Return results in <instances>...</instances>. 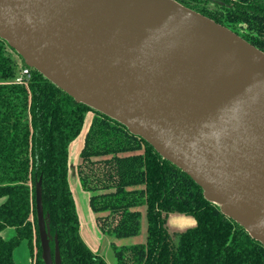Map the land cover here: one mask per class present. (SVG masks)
Returning a JSON list of instances; mask_svg holds the SVG:
<instances>
[{"label":"water","instance_id":"95a60500","mask_svg":"<svg viewBox=\"0 0 264 264\" xmlns=\"http://www.w3.org/2000/svg\"><path fill=\"white\" fill-rule=\"evenodd\" d=\"M264 83V52L176 0H144ZM0 37L76 101L105 113L188 173L264 244V94L189 54L110 0H0ZM45 264H62L37 184Z\"/></svg>","mask_w":264,"mask_h":264},{"label":"trees","instance_id":"16d2710c","mask_svg":"<svg viewBox=\"0 0 264 264\" xmlns=\"http://www.w3.org/2000/svg\"><path fill=\"white\" fill-rule=\"evenodd\" d=\"M176 1L228 28L232 21L245 23L249 34L243 38L264 52V0ZM9 49L0 37V264H16L14 249L23 240H29L35 264H45L36 210L40 181L53 256L57 240L62 264H109L82 236L69 181V146L90 111L77 174L99 228L115 237L137 235L138 207L148 205L147 243L114 246L117 264H264V244L144 138L35 69L27 84L16 83L20 63ZM171 213L197 222L177 244L167 226ZM7 227L14 230L9 239L2 234Z\"/></svg>","mask_w":264,"mask_h":264},{"label":"rangeland","instance_id":"374dc122","mask_svg":"<svg viewBox=\"0 0 264 264\" xmlns=\"http://www.w3.org/2000/svg\"><path fill=\"white\" fill-rule=\"evenodd\" d=\"M228 26L230 29L234 30L238 35L244 38H246L249 34V30L247 29V25L245 23H238L232 21L230 24H228ZM9 51H11V54H13V56L15 57V59L18 60L21 66L22 64L21 57L17 54L16 51L10 49ZM89 115L93 116L94 112H92ZM89 123L90 121L87 115L81 134L73 142H71L69 146V160H70V169H71V175H70L71 181L70 179L69 181L73 188V189L71 188L72 191H75V193L73 192V194L75 195V198H77L79 209L86 223L83 233L85 234V237L88 238L87 239L88 241L86 240L85 241L88 242V244H90L89 246L94 251H97L100 255H102L109 264H117L114 246L122 247V246L141 245L147 243L148 234H149L148 205L147 203H143L138 207V209L141 211L142 217H141V230L137 235H131L126 237H115L109 234H105L99 228L96 221V217L95 219L91 220L90 215L92 210L89 205V199L87 196L88 193L82 189L80 180L79 178H77L78 175L77 166L81 161V156H80L81 149L84 143V136L90 126ZM171 214H176V213H171ZM168 222H169V218H168ZM168 222H167V226L169 233L171 235V239L174 242V244H177V242L179 241L180 233L185 231L187 228L183 230L174 229L170 227ZM2 234L5 238L9 239L14 235V230L10 227H7L2 231ZM35 252H37L36 248H35ZM32 254H33L32 247L29 244V240H23L14 249V259L16 264H31L33 262Z\"/></svg>","mask_w":264,"mask_h":264},{"label":"bare ground","instance_id":"6f19581e","mask_svg":"<svg viewBox=\"0 0 264 264\" xmlns=\"http://www.w3.org/2000/svg\"><path fill=\"white\" fill-rule=\"evenodd\" d=\"M145 26L238 82L264 94V83L209 39L144 0H110Z\"/></svg>","mask_w":264,"mask_h":264},{"label":"crops","instance_id":"0c3cea01","mask_svg":"<svg viewBox=\"0 0 264 264\" xmlns=\"http://www.w3.org/2000/svg\"><path fill=\"white\" fill-rule=\"evenodd\" d=\"M92 112L90 111L87 115H88V117H89V121H90V123H89V125L91 124V121H92V119H93V116H90L89 114H91ZM84 139H85V136H84ZM84 144V143H83ZM83 147V146H82ZM71 169H70V171H69V179H70V181H71ZM76 178V177H75ZM77 178H79L78 177V175H77ZM70 186H71V188H72V185H71V183H70ZM73 189V188H72ZM74 193H75V191H73ZM89 193L87 194V196H88V199H89ZM74 197H75V195H74ZM3 198H0V204L3 202ZM75 200H76V205H77V209H78V213H79V216H80V220H81V233H82V236L85 238V240L86 241H88L87 239L88 238H86L85 237V234L83 233V230H84V228H85V221H84V218H83V215H82V213H81V211H80V209H79V206H78V203H77V198H75ZM91 208V207H90ZM92 210V209H91ZM97 215H96V213H94L93 211L91 212V215H90V218H91V220L92 219H95V217H96ZM86 221H87V219H86ZM169 225H170V227H172V228H174V229H179V230H183V229H186V228H190V227H194V226H196V224H197V222H196V219L194 218V217H192V216H188V215H184V214H171L170 215V217H169ZM88 243V242H87ZM88 245H90V244H88ZM32 264V263H31Z\"/></svg>","mask_w":264,"mask_h":264},{"label":"built area","instance_id":"2783aa9c","mask_svg":"<svg viewBox=\"0 0 264 264\" xmlns=\"http://www.w3.org/2000/svg\"><path fill=\"white\" fill-rule=\"evenodd\" d=\"M33 68L28 65L21 64L18 74L15 77V82L19 84H27L28 79L31 77ZM36 257L32 264H35Z\"/></svg>","mask_w":264,"mask_h":264},{"label":"flooded vegetation","instance_id":"af4514ba","mask_svg":"<svg viewBox=\"0 0 264 264\" xmlns=\"http://www.w3.org/2000/svg\"><path fill=\"white\" fill-rule=\"evenodd\" d=\"M209 7L214 8L215 7V4L214 3H210L209 4Z\"/></svg>","mask_w":264,"mask_h":264}]
</instances>
